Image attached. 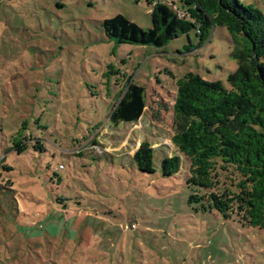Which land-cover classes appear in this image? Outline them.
Returning a JSON list of instances; mask_svg holds the SVG:
<instances>
[{"label": "rangeland", "instance_id": "374dc122", "mask_svg": "<svg viewBox=\"0 0 264 264\" xmlns=\"http://www.w3.org/2000/svg\"><path fill=\"white\" fill-rule=\"evenodd\" d=\"M245 2L264 14V0ZM152 5L0 0V264H264V230L188 203V161L172 177L160 171L176 152V80L194 73L229 89L231 37L215 27L201 42L191 31L161 49L106 39L101 23L116 15L148 30ZM129 80L147 106L115 126ZM142 142L153 174L131 159Z\"/></svg>", "mask_w": 264, "mask_h": 264}, {"label": "trees", "instance_id": "16d2710c", "mask_svg": "<svg viewBox=\"0 0 264 264\" xmlns=\"http://www.w3.org/2000/svg\"><path fill=\"white\" fill-rule=\"evenodd\" d=\"M146 1L153 4L148 30L116 15L101 23L106 39L117 46L161 49L191 31L202 42L222 27L231 37L237 63L227 77L229 89L194 73L176 80L171 108L176 152L161 160V175H176L185 159L186 185L192 190L188 203L196 205L195 211H216L223 220L264 230V14L245 0H180L181 9ZM126 83L109 116L115 126L138 122L147 106L145 88ZM21 141L15 139L9 150L22 153L27 146ZM153 154L147 142L133 154L140 173H155Z\"/></svg>", "mask_w": 264, "mask_h": 264}]
</instances>
